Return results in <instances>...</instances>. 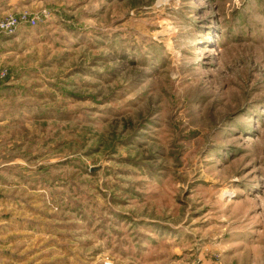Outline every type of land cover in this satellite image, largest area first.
Instances as JSON below:
<instances>
[{
	"label": "rangeland",
	"instance_id": "374dc122",
	"mask_svg": "<svg viewBox=\"0 0 264 264\" xmlns=\"http://www.w3.org/2000/svg\"><path fill=\"white\" fill-rule=\"evenodd\" d=\"M0 11V264H264V0Z\"/></svg>",
	"mask_w": 264,
	"mask_h": 264
},
{
	"label": "built area",
	"instance_id": "2783aa9c",
	"mask_svg": "<svg viewBox=\"0 0 264 264\" xmlns=\"http://www.w3.org/2000/svg\"><path fill=\"white\" fill-rule=\"evenodd\" d=\"M38 20L27 13L10 15L0 20V38L3 35L11 36L24 26H36ZM6 77V71L0 68V81Z\"/></svg>",
	"mask_w": 264,
	"mask_h": 264
},
{
	"label": "crops",
	"instance_id": "0c3cea01",
	"mask_svg": "<svg viewBox=\"0 0 264 264\" xmlns=\"http://www.w3.org/2000/svg\"><path fill=\"white\" fill-rule=\"evenodd\" d=\"M1 12V11H0ZM1 14V16H3L5 13H0ZM8 14V13H7Z\"/></svg>",
	"mask_w": 264,
	"mask_h": 264
}]
</instances>
